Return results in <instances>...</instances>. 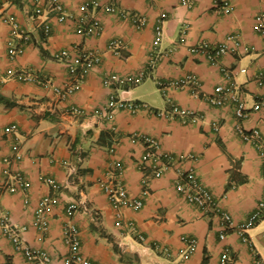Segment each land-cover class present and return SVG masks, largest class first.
Wrapping results in <instances>:
<instances>
[{
  "label": "crops",
  "instance_id": "0c3cea01",
  "mask_svg": "<svg viewBox=\"0 0 264 264\" xmlns=\"http://www.w3.org/2000/svg\"><path fill=\"white\" fill-rule=\"evenodd\" d=\"M84 1L60 0L71 17L60 22L48 0H0V180L7 179V169L28 181L25 190H0V209L21 228L24 242L45 251L51 264H66L69 247L63 230L68 221L79 231L81 255L99 264H221L225 248L231 264H264V212L246 231V241L235 230L220 238L218 214L202 212L175 188L192 170L235 223L264 197L261 159L236 131L240 124L264 137V81L256 79L258 72L264 73V34L255 22L264 0H221L228 3L227 12L216 0H191L190 5L181 0H114L128 15L92 8L90 15L101 29L90 35L79 33L74 19L82 14ZM97 1L103 5L109 0ZM37 5L43 9L40 14L35 13ZM132 14L145 16L142 28L133 26ZM8 16L14 17L16 32ZM158 19L163 33L155 45ZM112 39L120 43L116 52L109 47ZM202 41L235 48L210 62L189 51ZM19 44L23 50L11 56L9 47ZM61 49L68 50L69 59L53 57ZM88 50L96 51L100 61L83 72L75 92L65 94L74 80L69 64L80 68L76 56ZM223 68L236 70L233 79L248 108L244 118H237L231 106L206 99L218 84H227ZM24 71L36 80L18 79L16 74ZM141 72L143 79L133 82ZM109 73L122 81L104 85L102 78ZM187 74L197 77L198 95L189 85L168 84ZM112 98L145 106L133 112L110 105ZM173 105L194 111L197 119L182 121L171 111ZM73 107L83 113L72 112ZM11 124L16 129L5 133ZM136 133L156 138L158 152L177 159L145 183L140 164L144 146L131 141ZM116 162L128 195L142 200L139 209L120 208L122 226L116 225V208L100 185ZM46 178L59 187L52 188ZM45 194L59 200L46 209L49 226L41 230L33 219ZM70 203L77 205L71 215L66 211ZM0 264H34L1 228Z\"/></svg>",
  "mask_w": 264,
  "mask_h": 264
},
{
  "label": "built area",
  "instance_id": "2783aa9c",
  "mask_svg": "<svg viewBox=\"0 0 264 264\" xmlns=\"http://www.w3.org/2000/svg\"><path fill=\"white\" fill-rule=\"evenodd\" d=\"M182 3L190 5L191 0H181ZM49 8L54 13L56 19L60 22H63L70 17L67 14L64 6L60 0H48ZM216 6L223 8L225 12L228 11L229 6L226 1L216 0ZM99 8L106 12L118 13L121 16H127L128 13L124 10H121L115 3L114 0H109L106 4H100L97 0H87L80 4V9L82 14L75 19L76 30L85 35H90L97 33L101 29L99 20L90 15V10ZM35 13H42L43 9L40 6L35 7ZM131 23L136 28H142L146 23V18L141 14H132L130 15ZM6 20L13 26L14 31L17 30V23L13 16H8ZM256 29L261 34H264V11L258 13L255 16ZM48 27H45V33H48ZM163 33L162 19H158L155 28H154V40L153 43L156 45ZM234 38V36H230ZM235 44L237 42L235 41ZM120 46V43L117 39H112L109 42V47L115 52ZM234 46H228L226 43H217L209 44L206 42H199L189 48L190 53L200 56L203 59L210 62H217L220 56L231 52L234 50ZM23 50V45H12L9 47V54L14 56L20 53ZM53 57L56 59H69V52L66 49H61L56 51L53 54ZM100 61V55L93 50L82 51L77 54L76 61L80 68L74 67L71 63L69 64V71L73 74L74 80L70 81L66 85L65 94H71L76 91L79 86V80L84 71L88 68L94 66ZM223 74L227 79V84H218L213 93L206 97L207 101L216 106H231L235 116L239 119L244 118L248 114V108L246 107L245 100L243 98L242 92L239 89V86L234 81L233 77L236 73L234 68H223ZM144 72H141L137 77L133 78V82H140L143 79ZM16 77L20 80H36V77L29 72H18ZM257 81L262 84L264 81V73L258 72L256 74ZM38 81V80H37ZM122 81V78L117 73H109L108 75L102 78V83L106 86H112L118 82ZM174 86H185L189 85L193 89L194 95L199 94L200 85L197 77L194 74H187L184 78L172 81L171 83ZM163 85V83H162ZM56 89V88H55ZM57 90V89H56ZM117 103V105L123 106L130 111H136L142 106H145L142 103L131 102L128 100L116 101L113 98L110 101V105ZM259 107V103L255 105ZM171 111L175 114H178L182 121H195L197 119V114L188 109H179L177 106L173 105ZM72 112L77 114L83 113L82 109L76 107L72 108ZM16 129L15 124L8 125L4 128L5 133H9ZM236 131L240 134L243 140L252 143L256 148L258 155L261 159V167L264 175V137L261 135L260 131L256 128L251 130H245L240 124L236 125ZM132 142H141L144 146V151L140 158V164L144 170V177L142 182L151 177L156 176L162 173V171L169 165L176 162V158L168 153L158 152V140L154 137L148 136L143 133H136L131 135ZM113 147H110L109 151H112ZM19 157V155H16ZM5 162H9L8 158L4 159ZM115 171L109 172L108 179L101 180L100 185L103 188L104 192L107 194L108 199L111 204L116 208V225L122 226V216L120 208L123 206H129L133 209H139L142 206V200L140 198H134L128 195L125 186L122 184L118 178V172L120 171V164L118 162L114 165ZM5 172L8 175L7 179L0 180V190L14 192L16 190H25L28 187L27 179L18 172H8L6 169ZM45 182L50 185L52 188H58L59 185L52 178H46ZM175 188L178 192L189 203L195 205L202 212L208 213L213 212L218 214L220 223H219V237L224 238L228 230H235L239 233L243 241L248 239L247 230L252 227L257 221L261 218L264 212V197H262L254 211H252L248 217L243 219L240 222L235 223L232 221L231 215L229 212L222 210L216 201L212 192L202 185L196 178L195 173L192 170H189L182 175V178L178 183H176ZM146 191L145 189L143 190ZM58 197L52 196L49 194L43 195L37 206L36 214L33 219V224L41 230H46L49 226V222L45 216L46 209L53 204L58 203ZM77 209L75 203H70L66 206V211L71 215ZM129 227L132 226L131 222H127ZM0 228L2 232L8 236L15 247L21 249L27 260L34 262V264H51L50 257L48 254L38 248L32 247L29 244L25 243L22 239L20 232L21 228L16 225H13L8 215L0 209ZM63 240L66 245L69 247V254L66 257V264H99L98 262L92 261L88 258H85L80 253V239L79 231L76 225L72 221H68L64 226L63 230ZM189 245L194 243V239H188ZM221 264H231L232 257L229 254L227 248H225L220 255ZM256 264H261L259 260H256Z\"/></svg>",
  "mask_w": 264,
  "mask_h": 264
},
{
  "label": "rangeland",
  "instance_id": "374dc122",
  "mask_svg": "<svg viewBox=\"0 0 264 264\" xmlns=\"http://www.w3.org/2000/svg\"><path fill=\"white\" fill-rule=\"evenodd\" d=\"M259 220H260V219H259ZM259 220H258V221H259ZM258 221H257V222H258Z\"/></svg>",
  "mask_w": 264,
  "mask_h": 264
}]
</instances>
